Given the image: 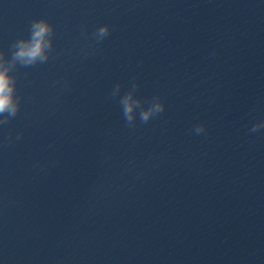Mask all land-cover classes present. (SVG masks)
Wrapping results in <instances>:
<instances>
[{
    "label": "water",
    "instance_id": "95a60500",
    "mask_svg": "<svg viewBox=\"0 0 264 264\" xmlns=\"http://www.w3.org/2000/svg\"><path fill=\"white\" fill-rule=\"evenodd\" d=\"M41 18L0 124V264H264V0H0L6 61Z\"/></svg>",
    "mask_w": 264,
    "mask_h": 264
},
{
    "label": "clouds",
    "instance_id": "9594fccd",
    "mask_svg": "<svg viewBox=\"0 0 264 264\" xmlns=\"http://www.w3.org/2000/svg\"><path fill=\"white\" fill-rule=\"evenodd\" d=\"M53 34L54 26L48 19H36L31 23L30 36L28 38L21 37L13 42L10 59L6 61V53L0 51V124H7L11 118L17 115L20 109V97L16 94L17 77L13 74V70L17 65L28 67L47 62L53 46ZM108 34L107 24L94 33L95 36L98 35L101 38L100 40ZM123 103L125 105L124 114L128 119H131L132 105L128 103L127 97ZM151 111L161 113L164 111V106L157 104L154 109L142 112V122L146 123L148 121ZM201 130L198 128L197 134ZM257 130L256 126L250 129L252 132Z\"/></svg>",
    "mask_w": 264,
    "mask_h": 264
}]
</instances>
